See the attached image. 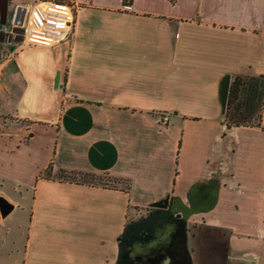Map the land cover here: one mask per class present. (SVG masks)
<instances>
[{"label": "crops", "instance_id": "crops-1", "mask_svg": "<svg viewBox=\"0 0 264 264\" xmlns=\"http://www.w3.org/2000/svg\"><path fill=\"white\" fill-rule=\"evenodd\" d=\"M13 27L0 33V189L18 199L0 214V264H119L130 214L166 197L193 264L205 250L199 264H264V106L228 123L219 93L227 73H264V0H88L53 45Z\"/></svg>", "mask_w": 264, "mask_h": 264}, {"label": "flooded vegetation", "instance_id": "flooded-vegetation-1", "mask_svg": "<svg viewBox=\"0 0 264 264\" xmlns=\"http://www.w3.org/2000/svg\"><path fill=\"white\" fill-rule=\"evenodd\" d=\"M157 209L160 210L153 207L147 214H153ZM167 211L169 213L171 210L156 212L155 222L152 224L145 220L146 215L128 223L121 235L122 251L119 264H123L127 259H136L132 264H153L152 261L161 264L163 260L166 264H187L183 248L186 226L174 214L167 216L164 213ZM145 229L150 233L147 239L144 238Z\"/></svg>", "mask_w": 264, "mask_h": 264}, {"label": "trees", "instance_id": "trees-1", "mask_svg": "<svg viewBox=\"0 0 264 264\" xmlns=\"http://www.w3.org/2000/svg\"><path fill=\"white\" fill-rule=\"evenodd\" d=\"M264 106V73L249 74L236 73L231 77L227 106L224 116L228 123L236 125H251L259 122ZM41 174L46 177H54L60 180H73L91 184H103L129 190L130 183L118 177L110 176L109 181L91 180L87 175L93 173H74L65 169H57L52 173V165H48ZM108 175V174H107ZM185 260L191 262V256L183 245Z\"/></svg>", "mask_w": 264, "mask_h": 264}, {"label": "built area", "instance_id": "built-area-1", "mask_svg": "<svg viewBox=\"0 0 264 264\" xmlns=\"http://www.w3.org/2000/svg\"><path fill=\"white\" fill-rule=\"evenodd\" d=\"M88 0H33L26 5H16L9 16V24L15 25L14 12L18 6L25 8L22 23V44L53 45L68 38L79 7ZM163 115V120H168Z\"/></svg>", "mask_w": 264, "mask_h": 264}, {"label": "water", "instance_id": "water-1", "mask_svg": "<svg viewBox=\"0 0 264 264\" xmlns=\"http://www.w3.org/2000/svg\"><path fill=\"white\" fill-rule=\"evenodd\" d=\"M5 7L3 9V11L0 10V28L2 27V29H0V33L2 35H5V30L4 28H7V24L6 21L8 20V13H9V6H8V0H5ZM25 13V8L23 6H18L14 12V20H15V25L13 27V31H20L22 32V27H20V24L22 23L23 20V16ZM1 16H3L1 18ZM59 73L56 72L55 74V78H54V86L58 87L59 83V77H58ZM230 82H231V75L229 73H227L220 84V99H221V103H222V111L223 113H225L226 111V106H227V99H228V93H229V88H230ZM226 117L224 116V119ZM154 207H158L160 209H170V203H169V197H166L162 200L159 201H155L151 204ZM13 208V204L4 196L0 195V214L2 216H5L7 213H9L11 211V209ZM181 215V212L177 213V216ZM146 221H152L150 218H146ZM149 230L145 229L144 230V238H148L149 236ZM136 259H127L125 262L123 261V264H132L134 263ZM153 264L155 262V264H158V262L156 261H152ZM161 264H166L165 260L161 261Z\"/></svg>", "mask_w": 264, "mask_h": 264}, {"label": "rangeland", "instance_id": "rangeland-1", "mask_svg": "<svg viewBox=\"0 0 264 264\" xmlns=\"http://www.w3.org/2000/svg\"><path fill=\"white\" fill-rule=\"evenodd\" d=\"M11 15V13H8V20L6 21V24H9V16ZM8 22V23H7ZM6 116V115H4ZM89 178H91V180H95V181H106V182H111L109 181L111 179V177H109V175L107 174H99V173H93V174H90V175H87ZM0 195L8 198L9 200H15V199H18V189H13L9 186H5L3 187V189H0ZM12 202V201H11ZM147 213V211H143L141 210V215L140 216H144L145 214ZM14 212H11L5 219L6 221V225L8 226L9 230V234L10 233H13L14 231V227H13V223L11 222V218L14 217ZM133 220V215L130 214L129 216V222H131ZM185 227H184V233H183V245L185 246L187 252L189 253L190 255V248L189 246H187V241L185 239V234H186V231H185ZM0 234H1V230H0ZM201 243L199 242V246H202V252H203V249L205 250V243L207 242V240L204 238V236H202L201 238ZM188 248V249H187ZM204 254L202 255H195L194 256V264H199L200 259L202 261H205L206 260V250L205 252H203ZM191 256V255H190ZM203 256V257H202ZM192 258V257H191ZM188 264H193L192 262V259H191V262H189Z\"/></svg>", "mask_w": 264, "mask_h": 264}]
</instances>
